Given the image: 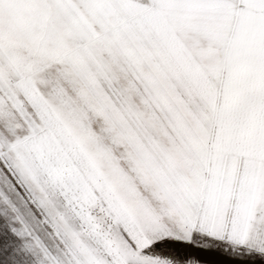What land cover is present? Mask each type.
I'll list each match as a JSON object with an SVG mask.
<instances>
[{
	"label": "snow or ice",
	"instance_id": "1",
	"mask_svg": "<svg viewBox=\"0 0 264 264\" xmlns=\"http://www.w3.org/2000/svg\"><path fill=\"white\" fill-rule=\"evenodd\" d=\"M0 264H264V0H0Z\"/></svg>",
	"mask_w": 264,
	"mask_h": 264
}]
</instances>
